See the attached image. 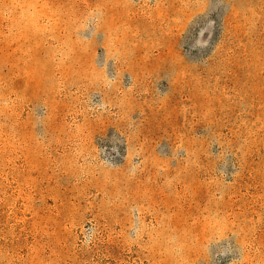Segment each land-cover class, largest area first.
Instances as JSON below:
<instances>
[{
    "label": "rangeland",
    "instance_id": "obj_1",
    "mask_svg": "<svg viewBox=\"0 0 264 264\" xmlns=\"http://www.w3.org/2000/svg\"><path fill=\"white\" fill-rule=\"evenodd\" d=\"M0 264H264V0H0Z\"/></svg>",
    "mask_w": 264,
    "mask_h": 264
}]
</instances>
